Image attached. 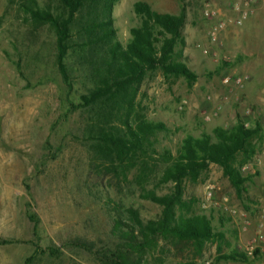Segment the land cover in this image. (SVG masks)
<instances>
[{"label":"rangeland","instance_id":"374dc122","mask_svg":"<svg viewBox=\"0 0 264 264\" xmlns=\"http://www.w3.org/2000/svg\"><path fill=\"white\" fill-rule=\"evenodd\" d=\"M36 1L41 9L59 10L57 0ZM238 1L120 0L112 18L123 46L132 39L131 29L141 25L135 3L175 15L186 11V46L177 48L176 60L186 63L198 80L190 86L184 78L154 71L129 91L125 104L121 100L119 107L104 102L85 108L81 97L98 86L94 69L100 55L79 47L74 28V48L66 58L70 86L59 72L56 35L50 26L35 24L17 0H0V238L14 242L0 244V264H25L33 256L30 264H110L107 253H115L125 243L115 229L116 220L131 224L129 210L139 212L145 222L161 215V207L143 196L172 192V184L160 183L169 164L166 152L176 156L187 136L200 137L216 127L235 125L246 109L256 112L254 125L264 118L262 107L249 104V80L243 88L222 82L227 75L249 77L245 59L252 16L240 25L233 23L237 14L232 5ZM206 4L218 13L215 20L228 21L219 45L209 36L214 21L204 14ZM211 49L217 50V59L210 55ZM129 100L134 104L130 113ZM127 116L132 124L140 117L165 129L151 136L147 153L122 164L115 157L102 156L96 144L99 128L108 124L123 128ZM253 145L264 151V133ZM259 155L244 166H239L244 160L239 157L235 164L243 177L250 178L242 195L217 165L197 181L185 182V207H178L177 214L207 216L216 234L213 240L199 246L160 238L151 250L132 252L129 259L136 264H249L217 261L236 252L264 264L260 250L249 256V227L255 225L257 231L264 226ZM29 213L38 216L37 234Z\"/></svg>","mask_w":264,"mask_h":264},{"label":"trees","instance_id":"16d2710c","mask_svg":"<svg viewBox=\"0 0 264 264\" xmlns=\"http://www.w3.org/2000/svg\"><path fill=\"white\" fill-rule=\"evenodd\" d=\"M59 10L41 9L36 0H17L19 8L37 25H49L56 35L57 65L64 81L70 86V75L66 58L71 50L73 30L77 29L78 44L90 53L100 55L99 66L94 70L99 79L98 86L81 97L82 107L89 108L100 103H126L129 91L140 85L150 72L161 71L164 76L184 78L193 86L198 75L189 66L177 61V48L186 46L184 30L187 23L185 10L178 15L158 12L148 3L137 2L135 14L141 19L139 27L131 29V41L123 46L117 39L112 13L120 0H57ZM225 67L229 63L224 62ZM20 69V66H18ZM129 113L134 110L129 100ZM135 124L130 123L129 116L123 122V128L110 124L99 128V141L96 144L101 155L123 164L135 158L139 153H147L152 145L150 138L165 125L153 124L137 117ZM264 126L260 122L246 129L240 119L231 127H216L212 134L204 133L200 137L187 136L176 156L165 153L169 161L160 183L172 184L170 194L158 196L149 192L143 197L161 207V215L156 220L145 222L139 212L129 210L131 224L116 220L115 229L125 241L118 245L115 253L105 256L110 264H136L129 259L132 252L144 253L151 250L160 238L190 242L203 246L216 237L212 221L205 215H178L177 208L183 204L184 184L187 180L197 181L201 174L212 165L222 168L224 176L229 179L239 195L244 193V184L250 179L243 177L235 165L239 157L244 160L239 166L246 165L257 155L253 145L256 138H261ZM47 148L52 150L50 143ZM29 189V188H28ZM34 223V232H38V216L28 214ZM122 227H125L124 229ZM14 243L12 240H1V245ZM77 246L87 247L81 242ZM36 254L40 248L36 247ZM91 249V248H89ZM59 250H56L58 252ZM258 255V251L255 252ZM34 257L25 264H30ZM234 261L248 263L246 254L232 253L217 258V261ZM163 264V263H157ZM180 264H195L186 262Z\"/></svg>","mask_w":264,"mask_h":264},{"label":"built area","instance_id":"2783aa9c","mask_svg":"<svg viewBox=\"0 0 264 264\" xmlns=\"http://www.w3.org/2000/svg\"><path fill=\"white\" fill-rule=\"evenodd\" d=\"M260 0H239L232 5V10L237 14L236 19L233 21L234 24L240 25L243 22L247 21L251 16H253L256 12V8L259 5ZM204 14L207 18L214 21L210 28V39L214 44L219 45L221 41L222 33L228 27V21L219 18L215 20L218 13L213 9L211 4L205 5ZM205 53H209V51H205ZM210 55L217 59L219 56L217 50L211 49ZM225 61H228V58H225ZM249 80V77L246 75H227L223 78L222 82L225 86L231 87H239L243 88L245 83ZM208 101H211V97L209 96ZM258 119V116L253 108L246 109L244 115L242 116V123L246 129H250L254 126V121ZM209 120V118H207ZM254 120V121H253ZM259 122L264 125V118H259ZM260 250L262 252V256L264 258V226L261 225L255 234V237L249 242V256H253L254 253Z\"/></svg>","mask_w":264,"mask_h":264},{"label":"crops","instance_id":"0c3cea01","mask_svg":"<svg viewBox=\"0 0 264 264\" xmlns=\"http://www.w3.org/2000/svg\"><path fill=\"white\" fill-rule=\"evenodd\" d=\"M250 27L249 54L245 59V66L249 64V104L260 106L264 110V3L258 6L255 14L249 19ZM258 155L261 157L257 169L264 172V151L258 150L255 155L256 159ZM261 223H264V216L261 218ZM255 234L256 228L255 225H252L249 227V242ZM249 264H258V261L255 262L249 258Z\"/></svg>","mask_w":264,"mask_h":264}]
</instances>
